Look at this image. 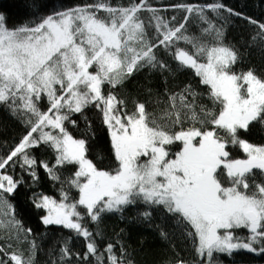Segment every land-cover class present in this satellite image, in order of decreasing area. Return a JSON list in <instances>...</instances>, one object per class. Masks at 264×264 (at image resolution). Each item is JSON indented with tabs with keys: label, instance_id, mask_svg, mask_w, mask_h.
Instances as JSON below:
<instances>
[{
	"label": "snow or ice",
	"instance_id": "1",
	"mask_svg": "<svg viewBox=\"0 0 264 264\" xmlns=\"http://www.w3.org/2000/svg\"><path fill=\"white\" fill-rule=\"evenodd\" d=\"M170 7L185 12L181 21L175 16L166 19L148 0H129L127 5L94 0L51 12L40 4L28 23L13 27L0 14V104L23 114L29 127L19 144L0 157V170L15 165L19 157L22 166L38 179L34 170L38 162L27 150L41 144L55 152L53 167L39 162L52 179H60L58 168L77 166L68 184L78 190V199L70 200L62 190L59 203L43 196L36 207L47 210L42 217L45 226H62L83 237L87 243L82 259L95 257L96 264H105V260L125 264L124 249L118 256L115 245L108 243L98 251L94 236L99 233L85 226V218L98 223L103 213L120 212L137 202L162 206L194 229L188 235L195 238V252L206 264H214V254L264 253V182H249L254 170L264 174V145H254L238 135L252 122L264 123V79L251 69L233 70L238 53L224 44L222 28L206 10L218 15L226 11L229 16L240 13L219 2ZM193 16L206 25L200 37L187 34L186 24ZM248 19L259 29L253 40H264V23ZM181 41L187 47H179ZM160 48L172 52L179 68L194 71L200 83L208 86V98L218 108L198 105L200 94L190 84L169 95L159 117L137 102L131 114L122 112L118 105L124 101L102 91L103 85L115 88L141 68L166 69L168 65L156 55ZM45 99L48 106L42 110L39 102ZM89 105L101 111L109 130L118 162L114 172L99 170L87 158L86 140L74 138L64 126L65 121L75 125L71 115L82 113ZM185 121L192 126L184 128ZM177 125L179 131L174 130ZM218 129L225 135H219ZM176 142L182 147L172 153L166 146ZM229 144L238 146L246 158H230ZM21 182L0 174V229L14 230L18 241L24 230L4 193H14ZM143 215L147 218L150 213ZM237 229L247 230L248 235L237 236ZM29 234L31 229L24 237L29 255L6 251L0 245V253L7 257L0 258V264H34L37 244L27 241ZM71 256L65 243L59 260Z\"/></svg>",
	"mask_w": 264,
	"mask_h": 264
},
{
	"label": "trees",
	"instance_id": "2",
	"mask_svg": "<svg viewBox=\"0 0 264 264\" xmlns=\"http://www.w3.org/2000/svg\"><path fill=\"white\" fill-rule=\"evenodd\" d=\"M93 2L94 0H0V14L4 15L6 25L13 27L28 23L36 6L40 4L47 5L46 11L51 12L61 6L72 7ZM214 2L222 3L234 12L240 13L239 16H229L226 11L218 15L206 10V15L213 23L222 28L224 44L233 47L238 53L239 59L233 70L239 73L251 69L254 74L264 79V40L260 38L253 40L259 29L256 25L249 23L248 19L264 23V0H148L151 6L160 10V15L166 19L175 16L176 21H181L185 12L172 8L171 5H206ZM111 3L127 5L129 0H111ZM141 15L147 17L150 14L141 13ZM203 27L206 25L193 16L186 24L187 34L200 37ZM205 39L211 38L205 37ZM179 47L187 46L181 41ZM156 55L158 60L168 65L166 69L144 67L134 71L124 80L123 84L115 88L107 84L102 86L105 94L112 92L118 100L124 101V105H118L122 112L131 114L134 111V102H137L144 103L148 113L159 117L163 114V109L167 107L169 95L180 92L185 85L189 84L200 94L197 98L198 105L218 108L208 98V86L200 83V78L192 69L179 68L178 61L173 59L171 51L163 48L156 49ZM47 106L46 99L39 102L42 110H46ZM70 119L75 120L76 124L65 121L64 126L74 138L86 140L87 158L99 170L114 172L118 168V162L115 159L110 133L103 123L101 111L95 105H89L82 113L71 115ZM25 120L26 117L23 114L12 111L7 105L0 104V157L6 156L27 134L29 127ZM190 126H192L190 121H185L183 124L184 128ZM196 126L199 127L198 124ZM180 127L177 125L174 130L179 131ZM47 131L52 130L49 128ZM217 131L219 135H225L223 130L218 129ZM55 133H58V130H55ZM33 135L38 136V133ZM238 135L254 145H264V123L252 122L247 131L239 130ZM181 146L179 142H176L166 147L174 153L179 151ZM229 146L231 148L228 150L235 148L236 152H240L237 157L234 151H231L230 158L241 159L243 157L242 150L238 146L231 144ZM27 151L29 156L34 157L38 162L34 169L38 179L30 175L27 166H22V160L19 157L15 158L17 161L15 165L0 170V174L11 175L14 180L22 181L14 193H4V197L13 206L15 218L24 230L20 232L18 241L14 238V230L8 232L0 229V245H3L6 251L22 252L27 257L29 243L24 237L26 230L31 229V234L27 235V241L35 240L37 244L34 264H52V261H57L58 264H96L95 257L82 259L87 243L83 237L77 236L75 232L62 226H45L42 223V217L46 215V211L36 207V203L43 196L60 202L62 190L68 192L70 200L78 199V190L68 184L77 166L65 165L58 168L56 174L60 176V179L55 180L39 166L40 161H46L49 167L54 166L55 152L53 149L41 144ZM252 181L264 182V174H261L259 170H254V175L249 177V182ZM79 210L83 211L82 207ZM145 212L150 213V216L145 218L143 215ZM84 223L91 232L99 233L94 236L98 251H103L108 243H112L115 245L114 251L119 256L123 248L125 264L128 261L132 264H178L181 260L185 264H206V261L198 257L195 252L197 246L194 242L195 238L188 235V231L194 232V229L182 223L178 215L166 212L162 206L137 202L123 207L120 212L103 213L98 223H93L87 218ZM242 234L246 236L245 231ZM9 236L13 238L9 239ZM65 243L72 256L70 260L65 258L64 261H60V248ZM8 244L12 245L10 249L7 247ZM0 258L7 259L3 253H0ZM105 264H107L106 260ZM214 264H264V253L256 254L239 250L233 252L231 256L214 254Z\"/></svg>",
	"mask_w": 264,
	"mask_h": 264
},
{
	"label": "rangeland",
	"instance_id": "3",
	"mask_svg": "<svg viewBox=\"0 0 264 264\" xmlns=\"http://www.w3.org/2000/svg\"><path fill=\"white\" fill-rule=\"evenodd\" d=\"M49 128H45L44 130L45 131H47ZM38 135H39V133H38ZM181 145V144H180ZM182 147V146H181ZM228 148H231L229 145H228V147H227V150H228ZM229 151V153H230V157H231V155H232V152L231 151H234V153H235V155H237V157L239 156L238 154H240V152L238 151V152H236L235 151V148H234V150H233V148L232 149H230V150H228ZM242 153H243V151H242ZM243 158H246V155L243 153V157L241 158V159H243ZM144 159H146V158H144V157H141V160L143 161ZM225 186H228L227 185V183H225ZM41 200V199H40ZM58 202V201H57ZM59 203V202H58ZM45 211H46V214H47V210L45 209ZM245 231V234H246V236L248 235V233H247V230H245V229H237V230H235V234L237 235V236H240V237H245V236H243L244 234H242V232L244 233V231ZM239 251V250H238ZM244 251H247V250H244ZM235 252V251H234ZM237 252V251H236ZM247 252H249V251H247Z\"/></svg>",
	"mask_w": 264,
	"mask_h": 264
}]
</instances>
